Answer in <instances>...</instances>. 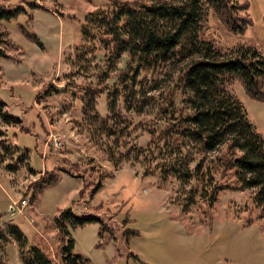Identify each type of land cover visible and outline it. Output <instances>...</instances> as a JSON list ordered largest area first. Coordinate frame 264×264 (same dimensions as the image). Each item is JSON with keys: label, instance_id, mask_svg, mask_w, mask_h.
<instances>
[{"label": "rangeland", "instance_id": "rangeland-1", "mask_svg": "<svg viewBox=\"0 0 264 264\" xmlns=\"http://www.w3.org/2000/svg\"><path fill=\"white\" fill-rule=\"evenodd\" d=\"M113 1L0 0V9L18 11L0 17V264H25L14 228L27 247L57 258L55 216L66 208L97 218L69 227L83 264H264V210L255 206V190H224L207 206L201 173L216 164L218 151L205 155L186 184L161 174L153 133L195 57L181 50L187 39L165 61L105 50L81 25ZM239 1L249 3L245 31H230L209 7L201 34L227 49L255 45L264 56V0ZM230 88L264 137V102L250 98L238 79ZM186 97L177 96V107L186 108ZM6 110L20 123L7 122ZM51 177L57 180L35 190Z\"/></svg>", "mask_w": 264, "mask_h": 264}, {"label": "trees", "instance_id": "trees-1", "mask_svg": "<svg viewBox=\"0 0 264 264\" xmlns=\"http://www.w3.org/2000/svg\"><path fill=\"white\" fill-rule=\"evenodd\" d=\"M184 2L182 6H175L152 0H114L104 8L89 12L81 32L111 53L125 52L130 58L144 62L165 61L178 54L176 48L183 38L187 39L181 50L195 57L175 85L182 89L171 92L168 103L162 106L167 114L165 123L153 133L158 157L165 162L161 174L165 175L163 178L173 175L186 184L201 172L205 155L218 151L216 164L207 165L201 173L208 208L218 201L221 191L253 188L255 206L264 210V137L230 88L238 79L250 98L264 102V56L255 45L239 44L227 49L201 34L209 7L219 14L230 31H245L252 22L246 13L249 3L239 0ZM17 12L2 8L0 17L10 19ZM183 93L187 95L185 109L177 107L176 102L177 96ZM4 105L0 97V107ZM3 117L7 122L21 120L8 110ZM56 180L51 177L40 182L35 190L42 191ZM98 186L95 184L93 190ZM189 202L193 203V199ZM94 220L97 218L93 216H76L71 208L55 216L60 233L57 258L37 245L27 247V238L18 228H14L13 236L25 264H83L86 259L74 252L75 239L69 227L76 228ZM136 232L125 230V234ZM99 234L102 236V228Z\"/></svg>", "mask_w": 264, "mask_h": 264}, {"label": "built area", "instance_id": "built-area-1", "mask_svg": "<svg viewBox=\"0 0 264 264\" xmlns=\"http://www.w3.org/2000/svg\"><path fill=\"white\" fill-rule=\"evenodd\" d=\"M26 201H24L23 203H25Z\"/></svg>", "mask_w": 264, "mask_h": 264}]
</instances>
